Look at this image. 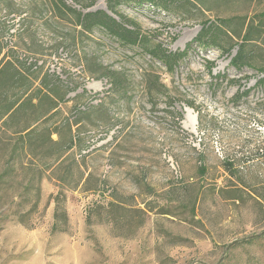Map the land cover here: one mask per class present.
<instances>
[{"label": "rangeland", "instance_id": "1", "mask_svg": "<svg viewBox=\"0 0 264 264\" xmlns=\"http://www.w3.org/2000/svg\"><path fill=\"white\" fill-rule=\"evenodd\" d=\"M59 2L0 0V264H264V0H96L135 45Z\"/></svg>", "mask_w": 264, "mask_h": 264}, {"label": "trees", "instance_id": "2", "mask_svg": "<svg viewBox=\"0 0 264 264\" xmlns=\"http://www.w3.org/2000/svg\"><path fill=\"white\" fill-rule=\"evenodd\" d=\"M59 4L56 3V6H61L63 11L65 12H74L76 13L78 23L83 27L84 30H91L95 26H100L104 29H106L109 33H111L113 36L117 37L121 41L128 43V44H141L144 42L146 36L140 31L139 27L131 22V20L127 21H119L114 15H112L110 12L103 10V9H96L92 10V6L96 2V0H90L89 2H84V0H75L79 5L80 9L73 8L70 6L66 0H59ZM153 3H156L158 5L162 4V0H150ZM115 2L116 0H109L108 2V8L111 12L116 13L115 9ZM165 2V0H164ZM221 26H217L214 24H204L202 27L199 35L196 37V40L199 41L203 45V39L206 36L215 35V32L217 29H220ZM216 38V36H214ZM250 38V30L246 31L245 35L242 38V42L239 45V48L236 52V54L232 57L231 63L236 68H242L243 66H252L250 60L247 59L245 50H244V43H247ZM213 44L219 46L220 44L216 42V39L213 40ZM231 51V50H230ZM151 57L159 62H161L168 71H174L177 66L179 65L180 61L186 57L187 55V49L184 50H171L169 48H164L162 45H156L148 50ZM209 71H212V66H209ZM109 76L111 77V91H117L123 86V75L122 72L116 69H111L108 72ZM45 95H50L49 92H45ZM64 98L60 99L59 101H63ZM102 100V99H101ZM20 106V103L14 104L11 106L10 109H8V114L12 113L13 111H16V109ZM58 101L55 102L52 105L51 109L49 111H57L58 109ZM48 111V112H49ZM182 115H180V118ZM48 138L50 141L54 143V145L62 148V151L64 149H71L75 145V138L74 136H71L69 142L64 146L63 149V142L60 138L57 140H53L51 138V134L48 135ZM17 147V146H16ZM23 148V146H20ZM63 154H58L57 158L61 157ZM203 170H205V166H203ZM204 172V171H203ZM60 207H61V201L60 197L57 196V206H56V219L57 223L55 224V227H58V219L59 217L64 215L66 216V210L65 207L62 206L63 214L61 212L60 214ZM63 217L64 221H67Z\"/></svg>", "mask_w": 264, "mask_h": 264}]
</instances>
